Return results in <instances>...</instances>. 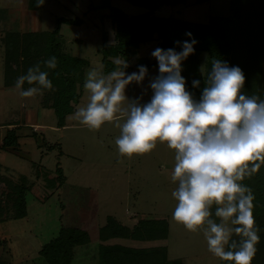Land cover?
Returning <instances> with one entry per match:
<instances>
[{"label": "rangeland", "instance_id": "rangeland-1", "mask_svg": "<svg viewBox=\"0 0 264 264\" xmlns=\"http://www.w3.org/2000/svg\"><path fill=\"white\" fill-rule=\"evenodd\" d=\"M228 1L185 0L184 4L163 7L154 14L205 23L210 16H227ZM28 2L0 0V10L4 11L0 13V192L10 189L5 181L8 179L15 185L28 186L27 215L13 220L9 208L1 213L4 221L0 222V240L4 245L0 247V260L6 264H48L40 249L65 227L68 233L80 230L87 236L86 242L71 248L72 258L67 264H99V244L134 248L163 246L168 259L179 258L182 264H220L208 251L202 232H189L172 219L175 200L171 193L176 185L170 177L174 156L166 145L158 143L144 155L121 156L115 145L119 130L113 123L92 131L74 119V112L59 120L49 107L48 95L44 94L43 98L41 93L24 98L14 86L4 87V42L8 33L14 31L43 33L48 39L57 29L63 52L82 62L78 72L81 87L87 69L95 67L108 72L97 49L103 35L107 43L113 41V29L108 18H101L103 10L93 8L99 5V0H43L34 10L28 8ZM111 3L129 15L146 12L145 8L124 0ZM75 17L82 20L80 25L58 22L61 18ZM155 46V41L141 45L134 57L126 59V72L137 71V65L151 63L142 84L133 83L126 88L130 98L142 96L146 102L151 96L148 83L158 72L157 62L150 55ZM35 49L32 46L31 52L35 53ZM117 60L122 59L112 61ZM86 102L87 93L82 87L74 109ZM15 128L17 148L2 149V137L7 130ZM57 167L61 173L55 171ZM110 215L130 230L140 218L164 219L166 238L102 241L99 230Z\"/></svg>", "mask_w": 264, "mask_h": 264}, {"label": "clouds", "instance_id": "clouds-1", "mask_svg": "<svg viewBox=\"0 0 264 264\" xmlns=\"http://www.w3.org/2000/svg\"><path fill=\"white\" fill-rule=\"evenodd\" d=\"M185 35L188 39L174 41L176 47L151 51L158 72L149 80L146 102L125 90L141 85L148 68L140 64L126 72V60H117L107 73L95 67L85 71L87 102L72 115L92 131L113 123L119 130L117 151L127 158L166 145L174 156L173 221L202 232L208 251L225 264H251L260 237L254 194L243 181L264 165V98L246 93L242 70L220 58L204 66V87L196 98L181 75L182 62L197 43L190 32ZM56 67L54 55L37 61L16 78L14 89L24 98L52 89L49 72ZM191 85L199 88L200 81Z\"/></svg>", "mask_w": 264, "mask_h": 264}, {"label": "trees", "instance_id": "trees-1", "mask_svg": "<svg viewBox=\"0 0 264 264\" xmlns=\"http://www.w3.org/2000/svg\"><path fill=\"white\" fill-rule=\"evenodd\" d=\"M111 1L113 0H99V5L93 7L95 10H103L101 18H108L113 29V41L107 43L103 35L102 44L97 49L105 71L116 66L113 59L126 60L134 57L141 45L155 41V48L176 47L174 41L188 39L185 33L190 32L197 43L193 53L182 62L181 75L185 77L186 88L196 98L204 87V66L213 58H220L229 66H239L245 77L243 90L264 98V0H229L227 16H210L205 23L190 22L173 15L162 17L154 14L163 7L184 4L185 0H124L133 6L146 9V12L138 15L126 14L113 6ZM208 1L195 0L196 3ZM38 6L36 0H29V9L34 10ZM2 12L4 11L0 10ZM58 22L80 25L82 20L78 17L61 18ZM44 36L43 33L33 32L8 33L4 42L3 85L14 86L16 78L24 74L29 66L49 56H56L57 67L49 72L53 88L44 90L42 94L43 98L44 94L50 97L49 107L61 120L65 115L74 112V106L80 97L82 87L78 72L82 68V62L78 57L63 52L57 29L47 36L48 39ZM34 37L36 40H33ZM32 46L36 47L35 53L31 52ZM150 64L145 63V66L148 68ZM193 79L200 81L199 88L192 87ZM15 130L16 128L6 131L1 141L2 149L17 148ZM48 147L51 148L49 145ZM55 171L61 173L58 167ZM5 181L10 189L0 192V222L4 221L1 213L9 209L12 211L10 219L18 220L27 215L28 186L19 183L15 185L10 179ZM243 183L254 194L253 216L260 237L251 264H264V165ZM3 201L9 203L4 204ZM166 232L167 223L164 219L140 218L130 230L110 215L99 230V239L104 241L111 238H131L152 241L166 238ZM71 233L61 227L55 237L40 249L41 256L48 264H67L72 258L71 248L86 242L85 232L75 230ZM3 245L4 242L0 240V247ZM98 250L99 264L183 263L179 258L168 259L163 246L134 248L122 244H99ZM0 264L6 263L0 260ZM220 264L225 262L221 261Z\"/></svg>", "mask_w": 264, "mask_h": 264}]
</instances>
